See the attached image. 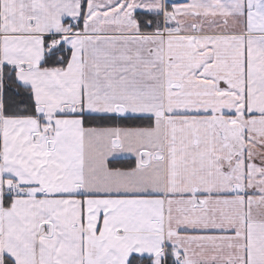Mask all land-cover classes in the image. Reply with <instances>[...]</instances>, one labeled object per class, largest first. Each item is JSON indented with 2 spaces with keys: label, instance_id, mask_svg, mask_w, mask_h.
<instances>
[{
  "label": "snow or ice",
  "instance_id": "snow-or-ice-1",
  "mask_svg": "<svg viewBox=\"0 0 264 264\" xmlns=\"http://www.w3.org/2000/svg\"><path fill=\"white\" fill-rule=\"evenodd\" d=\"M0 264H264V0H0Z\"/></svg>",
  "mask_w": 264,
  "mask_h": 264
}]
</instances>
